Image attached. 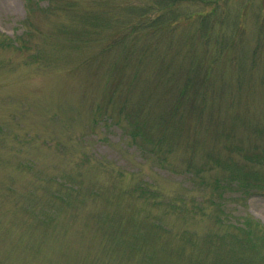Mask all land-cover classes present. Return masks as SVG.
<instances>
[{
  "label": "rangeland",
  "instance_id": "1",
  "mask_svg": "<svg viewBox=\"0 0 264 264\" xmlns=\"http://www.w3.org/2000/svg\"><path fill=\"white\" fill-rule=\"evenodd\" d=\"M160 1L0 0V264H264V0Z\"/></svg>",
  "mask_w": 264,
  "mask_h": 264
},
{
  "label": "trees",
  "instance_id": "2",
  "mask_svg": "<svg viewBox=\"0 0 264 264\" xmlns=\"http://www.w3.org/2000/svg\"><path fill=\"white\" fill-rule=\"evenodd\" d=\"M183 1V0H168L165 1V0H161L159 2V5L158 4H154L153 6H161V7H164V8H160L159 7V12L160 14H158L157 16H155L154 19H151V23L149 24H146L144 27L145 28H148V30L150 29L151 31H154L156 29H160V31H164L165 33H168L171 28H173L175 25H174V22L177 21L178 19V16H180L175 8H177V6H179L178 4ZM199 1V0H198ZM25 3H26V8L28 10V13L31 12V10L33 9L32 8V0H25ZM151 6V5H149ZM167 8V9H166ZM169 8H172V9H169ZM212 8L211 10H208V11H205V10H200V12H195V13H190L189 15H186L185 17H183V21H196L195 23H199L198 25H196V27L193 30V33H197L199 35H203L204 32L205 34H209L211 31H210V28L208 30V25L206 24V22H210L211 23V20L213 19V17L215 16L216 17V9H215V6L212 5ZM140 12V11H138ZM148 8H145L143 11H141L137 17H145L147 16L146 14L148 13ZM95 18H89L88 17V24L89 25H92L95 21ZM198 20V21H197ZM204 21V22H203ZM206 21V22H205ZM209 24V23H208ZM130 26L131 27H128V31H124L122 32V30H120L122 33V38L125 39V36L127 33L130 34V33H134V26L131 25V22H130ZM176 27V26H175ZM209 27H210V24H209ZM136 32V31H135ZM2 43H5V45H10V41H7V39H3V41H1ZM206 47L209 45V43L205 44ZM0 46H3L1 43H0ZM17 46H20L21 47V43L18 42V45ZM22 47H26L25 44H22ZM193 51L190 50L189 51V54H192ZM220 53V52H219ZM215 57V56H214ZM239 59L241 60V62H243L244 64L246 63V65H244L245 67L247 66L248 68L249 67H255L256 69H258L257 66L260 65V63L263 61L262 59H259V58H251L250 61H249V65L247 64V60L246 58H243L241 59L240 57L238 59L235 60L236 64L239 63ZM200 65V61L197 62V60H194L191 64V67H190V73L188 74V76H186L184 78V81H183V84L182 86H180L181 88L180 91H181V95L184 96L185 94L189 93V91H191L192 89L196 90V93H198V89H199V86L200 84H203L202 86H200L201 88L204 87V83L202 82V80L204 81L205 80V76L207 77V75H201L199 73V77H197L198 73H197V68L199 67ZM247 69V68H246ZM162 82L163 79L161 78L160 79ZM176 85V83H175ZM204 92V91H202ZM123 111L124 112H130V111H127L124 107H123ZM134 112V110L132 111ZM131 118H135V117H132V113H129L128 114ZM137 117H140L138 115V113L135 114ZM159 120H161L160 118H158ZM165 122L168 121V125L171 123L170 120H166L164 119ZM168 125H164L163 126V131H165L167 133V135H169V131H170V128ZM130 126V129H129V137L132 138L134 141L142 138L143 140H150L151 139V132L148 133L146 132L141 124H140V121L136 118V119H133L131 121V123L129 124ZM151 135V136H150ZM164 138V137H163ZM141 141V140H140ZM165 141V138L163 140L161 139H158L156 140V142L154 141H149L147 143H152L159 147L161 144H163ZM143 142V141H141ZM159 149V148H158ZM253 222V224L257 227V228H260V225H259V222L257 220H254L253 218L251 217H247L246 218V227L247 225H251ZM248 232V230H246ZM246 232V235L248 236L249 234ZM233 260H230V262L232 263H236V260L238 259V257L236 256H233ZM240 259V258H239ZM241 260V259H240Z\"/></svg>",
  "mask_w": 264,
  "mask_h": 264
}]
</instances>
